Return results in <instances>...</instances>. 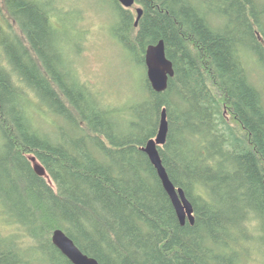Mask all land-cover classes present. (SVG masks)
Here are the masks:
<instances>
[{
    "label": "trees",
    "instance_id": "trees-1",
    "mask_svg": "<svg viewBox=\"0 0 264 264\" xmlns=\"http://www.w3.org/2000/svg\"><path fill=\"white\" fill-rule=\"evenodd\" d=\"M111 1L112 33L144 67L164 41V91L145 73L142 95L112 103L67 56L83 11L68 23L61 0H0V264H72L55 229L99 264H264V0H135L136 26ZM162 109L159 155L193 224L142 150Z\"/></svg>",
    "mask_w": 264,
    "mask_h": 264
},
{
    "label": "rangeland",
    "instance_id": "rangeland-1",
    "mask_svg": "<svg viewBox=\"0 0 264 264\" xmlns=\"http://www.w3.org/2000/svg\"><path fill=\"white\" fill-rule=\"evenodd\" d=\"M61 1L64 2V19L68 23L72 18V12L83 11L82 21L77 28L83 30L84 36L81 42L74 40L77 47H71L72 43L70 47L67 45V56L75 61L78 74L84 82L101 91L112 103H120L131 99L132 96L142 95L146 67L139 63L134 52L124 48L112 33L115 28V10L112 1ZM136 6L131 8L134 15ZM69 27H62L60 31L62 40H69L67 32ZM79 35L81 38L82 35ZM246 65L251 78L260 85V69L262 70L263 67L259 64L257 67L251 61ZM46 179L50 182L48 177Z\"/></svg>",
    "mask_w": 264,
    "mask_h": 264
},
{
    "label": "water",
    "instance_id": "water-1",
    "mask_svg": "<svg viewBox=\"0 0 264 264\" xmlns=\"http://www.w3.org/2000/svg\"><path fill=\"white\" fill-rule=\"evenodd\" d=\"M123 8L131 9L135 6V0H117ZM136 18L135 26L142 14V8L135 7ZM144 62L146 66V76L156 92H162L167 88L168 80L174 74L173 64L167 58L163 40L155 44H149L144 52ZM168 132V122L166 119V110L162 109L157 134L154 138L147 141L142 150L147 154L150 162L155 167L161 180L162 186L168 194L171 203L175 209L180 224H185L188 220L190 224L194 223L193 207L191 202L185 196L181 188H176L170 181L159 155L158 147L166 142ZM34 171L46 177V172L35 157L30 158ZM51 240L54 246L72 263V264H99L98 261L83 253L75 243L61 230L55 229L52 232Z\"/></svg>",
    "mask_w": 264,
    "mask_h": 264
}]
</instances>
